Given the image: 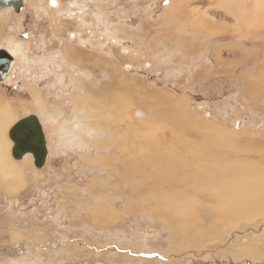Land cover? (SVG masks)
Returning <instances> with one entry per match:
<instances>
[{
  "label": "rangeland",
  "instance_id": "1",
  "mask_svg": "<svg viewBox=\"0 0 264 264\" xmlns=\"http://www.w3.org/2000/svg\"><path fill=\"white\" fill-rule=\"evenodd\" d=\"M20 3L0 110L26 183L0 179V264H264V0ZM29 114L42 167L10 151Z\"/></svg>",
  "mask_w": 264,
  "mask_h": 264
},
{
  "label": "water",
  "instance_id": "2",
  "mask_svg": "<svg viewBox=\"0 0 264 264\" xmlns=\"http://www.w3.org/2000/svg\"><path fill=\"white\" fill-rule=\"evenodd\" d=\"M10 2L9 0H0V10L6 6L16 7L20 5V0ZM14 57L6 49H0V78L3 79L10 71L11 63ZM20 128V132L14 135L13 132ZM10 138L14 141L12 148L15 158L22 159L26 153H31L35 162H39L41 167L44 165L48 156L46 146V135L42 124L36 114H29L18 120L9 131ZM40 167V166H37Z\"/></svg>",
  "mask_w": 264,
  "mask_h": 264
},
{
  "label": "bare ground",
  "instance_id": "3",
  "mask_svg": "<svg viewBox=\"0 0 264 264\" xmlns=\"http://www.w3.org/2000/svg\"><path fill=\"white\" fill-rule=\"evenodd\" d=\"M49 1L48 0V4H49ZM53 5L55 7H58L59 6V0H51ZM234 1V0H233ZM236 3H238L237 1H235ZM235 3V4H236ZM240 3V2H239ZM50 5V4H49ZM51 8V6H49ZM239 7V6H238ZM260 7V6H258ZM54 8V7H53ZM238 10V13H239V17L241 18V20L243 21H246L247 18L249 17V11L245 10V9H241V8H237ZM13 47V46H12ZM26 50V49H25ZM69 54L71 56V59L70 61H72V63L75 65H79L81 63H85L84 62V59H83V56L81 54H78L76 52V50H70L69 51ZM12 55V54H11ZM78 55V56H77ZM13 56V55H12ZM14 57V56H13ZM13 63V62H12ZM12 63L10 66H12ZM89 94L91 96H94L92 90L91 92H89ZM78 95V94H77ZM36 99H37V106L38 108L40 109L39 112L41 111H44L46 109V105H45V102H44V99L42 98V96L40 95V93L37 91L36 92ZM81 96L78 95V98L76 100L80 101L78 103H80V105H82L83 101L81 100ZM77 103V102H76ZM6 105V104H5ZM10 105V104H9ZM9 105L5 106V107H8ZM3 106L1 103H0V107ZM87 107V106H86ZM88 109V108H86ZM83 111V110H82ZM14 108L13 107H8L7 109L5 110H0V179L2 180H5L7 179L8 182H6V186L9 187V189H11L12 191L14 190H17L18 188H20L23 184L26 183L25 181V178L23 176V174L21 173V171L19 170V165L15 164V163H11L9 162L10 158L8 157V150H9V144H8V141L6 140L5 138V135H4V132L6 130V128L10 125L9 122L12 120L13 116H14ZM90 113V112H89ZM95 113V112H94ZM16 116V115H15ZM100 116V115H99ZM23 117L25 116H22L20 117V119H22ZM93 117V116H92ZM91 118V117H90ZM20 119H17L20 120ZM99 119V118H98ZM15 121V123L17 122ZM102 121V120H101ZM41 122V120H40ZM15 123H13V125H15ZM9 124V125H8ZM42 124V122H41ZM12 125V126H13ZM197 125V124H196ZM200 125V124H199ZM205 125V124H204ZM43 127V126H42ZM10 130V129H9ZM206 131H211V130H207V129H204ZM15 132V131H14ZM10 133V132H9ZM16 135V133H15ZM10 137V136H9ZM229 138V137H228ZM11 139V138H10ZM12 140V139H11ZM230 140V139H229ZM13 141V140H12ZM233 141V139L231 140ZM230 144V141H228ZM14 143V141H13ZM46 146H47V142H46ZM175 148V147H173ZM182 148V147H181ZM12 150V145L10 147V151ZM175 152V151H173ZM177 152V151H176ZM12 153V156H14L13 154V151H11ZM29 155H31L33 157V155L31 153H26L24 156L27 158L26 159V162H30L31 160V163H32V158H28ZM24 156L22 157V159L24 158ZM197 156V155H196ZM203 156V155H202ZM34 158V157H33ZM9 159V160H8ZM188 160V159H187ZM150 163V162H149ZM170 163V162H169ZM226 166V165H225ZM222 169V168H221ZM226 170V168H225ZM220 171V170H219ZM220 177V176H219ZM203 180V178H202ZM263 189V187H262ZM245 192V191H244ZM246 195V194H245ZM244 197V196H243ZM257 197V196H255ZM235 199V198H234ZM264 199V198H263ZM256 200V199H254ZM226 202V201H225ZM259 203V202H258Z\"/></svg>",
  "mask_w": 264,
  "mask_h": 264
},
{
  "label": "crops",
  "instance_id": "4",
  "mask_svg": "<svg viewBox=\"0 0 264 264\" xmlns=\"http://www.w3.org/2000/svg\"><path fill=\"white\" fill-rule=\"evenodd\" d=\"M1 20V19H0ZM114 48V47H113ZM240 54V57H239V60H243V59H245V57H246V55H245V52H241V53H239ZM84 56H86V55H84ZM241 61H239V62H241ZM262 65L263 64H261L260 65V67H259V70H258V72H257V75L256 76H258L257 77V85H258V87L261 89V88H264V72H262ZM123 67V66H122ZM128 69V68H127ZM263 70H264V67H263ZM264 96V95H263ZM20 119V118H19Z\"/></svg>",
  "mask_w": 264,
  "mask_h": 264
},
{
  "label": "flooded vegetation",
  "instance_id": "5",
  "mask_svg": "<svg viewBox=\"0 0 264 264\" xmlns=\"http://www.w3.org/2000/svg\"><path fill=\"white\" fill-rule=\"evenodd\" d=\"M20 130H21L20 128L15 130L16 135L20 132Z\"/></svg>",
  "mask_w": 264,
  "mask_h": 264
}]
</instances>
